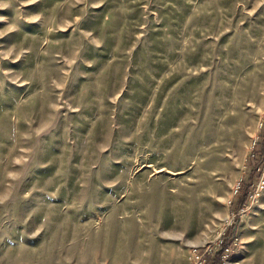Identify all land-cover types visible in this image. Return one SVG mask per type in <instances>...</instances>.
Segmentation results:
<instances>
[{
	"label": "rangeland",
	"instance_id": "1",
	"mask_svg": "<svg viewBox=\"0 0 264 264\" xmlns=\"http://www.w3.org/2000/svg\"><path fill=\"white\" fill-rule=\"evenodd\" d=\"M264 0H0V264H264Z\"/></svg>",
	"mask_w": 264,
	"mask_h": 264
},
{
	"label": "trees",
	"instance_id": "2",
	"mask_svg": "<svg viewBox=\"0 0 264 264\" xmlns=\"http://www.w3.org/2000/svg\"><path fill=\"white\" fill-rule=\"evenodd\" d=\"M253 154L255 158L252 159L251 169L246 174V178L241 180L240 190L233 197L231 207L239 210L248 205L252 190L257 186V182L260 180L264 169V140L263 138L256 141ZM236 225L230 228V234L232 235ZM231 235L225 236L221 240L220 247L214 251L212 255H209L208 260L216 263L221 262V255L224 249L231 243Z\"/></svg>",
	"mask_w": 264,
	"mask_h": 264
},
{
	"label": "built area",
	"instance_id": "3",
	"mask_svg": "<svg viewBox=\"0 0 264 264\" xmlns=\"http://www.w3.org/2000/svg\"><path fill=\"white\" fill-rule=\"evenodd\" d=\"M221 240L219 241V243L209 244L202 251L194 252L195 262L197 264H228L227 260H228V258L230 257V255H231V253L233 251V244L232 243H230V245H228L224 249V251H223V253L221 255V262L220 263H216L214 261H209L208 260L209 255H212L214 253V251H216L220 247Z\"/></svg>",
	"mask_w": 264,
	"mask_h": 264
}]
</instances>
